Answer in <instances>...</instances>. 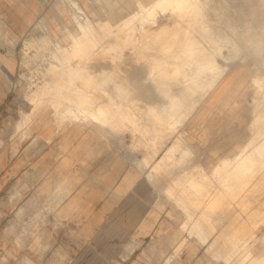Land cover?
<instances>
[{"label":"rangeland","instance_id":"374dc122","mask_svg":"<svg viewBox=\"0 0 264 264\" xmlns=\"http://www.w3.org/2000/svg\"><path fill=\"white\" fill-rule=\"evenodd\" d=\"M235 2L217 12L212 0H0V264H264V29L248 14L255 0ZM170 18L184 27L166 29ZM116 70L175 85L186 101L175 126L163 94L124 90ZM68 128L99 140L134 182L95 189L88 163L55 183L48 157L65 154ZM69 180L86 181L80 203H108L99 230L82 206L60 210ZM235 219L245 229L231 242Z\"/></svg>","mask_w":264,"mask_h":264},{"label":"crops","instance_id":"0c3cea01","mask_svg":"<svg viewBox=\"0 0 264 264\" xmlns=\"http://www.w3.org/2000/svg\"><path fill=\"white\" fill-rule=\"evenodd\" d=\"M76 135L77 131H75V129L68 128L62 139L58 141L60 142V145H62L65 149V154L60 157H55L52 153L49 154V166L51 168L55 167V169L50 170L53 177H56L55 183L67 176L72 178L71 174L74 173L73 169L75 166H84L88 165V163H91L90 165L94 168L92 170L94 171V173H92V180L94 183H98V185L94 186L95 189H104L105 187L109 188L110 183H116V185H118V181H121V179L122 181L120 183L121 188L123 189L124 182L122 177L124 168L121 161L115 158H106V151L101 144H98L99 140L94 138V136L82 134L83 136H80V138H76L79 140H75ZM45 162L46 161H44L43 164L44 166ZM84 182L86 181H81V186ZM73 184L74 181L72 180L66 182L67 191L70 193L72 190V192L66 199L63 200L64 202L60 204V210L63 211V214H68L70 216L74 214L76 210H78L77 208H80L82 206V209H80L79 212L82 211L85 212V214H91L90 220H88L87 222V226L99 230L101 228L103 217L107 213L106 207L108 203L105 199L101 198H97L95 200V203H91L90 205H84L83 203H80V198L79 195H76V190L80 189L81 186L78 184ZM46 188L53 189L54 186L49 185V187ZM83 188H86V186H82V189ZM86 205H89L88 208L85 207ZM71 217H74V215Z\"/></svg>","mask_w":264,"mask_h":264},{"label":"bare ground","instance_id":"6f19581e","mask_svg":"<svg viewBox=\"0 0 264 264\" xmlns=\"http://www.w3.org/2000/svg\"><path fill=\"white\" fill-rule=\"evenodd\" d=\"M106 1H109V0H106ZM236 1H238V0H236ZM233 4H236L235 0H212L211 9L213 11H217L218 12L219 8H220V5H222L226 10H228V9L232 8L231 6H233ZM249 8L250 9L248 10L249 11L248 14H250L254 18V24L257 25V24H260L262 22L263 23V29H264V0H255V4L250 6ZM238 10H239V16H237V19L240 18V16L243 15V13H245V12H243L244 9H238ZM230 20H231V22L234 21V19H231V18H230ZM174 24H178L177 19L170 18L168 20V22H167L166 29H169V28H171V29H176V28L177 29H182L184 27V25H177L174 28L173 27ZM0 25H1V23H0ZM188 28H190L192 31L196 30V27L194 25L193 26H189ZM201 32H206V31L202 30ZM209 32H206V34L208 35ZM120 34H121V36H124L125 35L124 30L121 29L120 30ZM229 38H230V41L232 42V44L235 45L236 41L234 40L233 36L230 35ZM176 39H177V34H176L175 31H173L172 32V36H171V41L174 42ZM197 44H198V46H200L202 48V54H201L202 57L207 58L208 61H213V62L215 61V64H218V62L220 60L217 59V57H214V55L211 56V57H207L206 56V53H210L209 52L210 48L207 49V51H206V45H208L207 43L202 44L201 41L198 39V43ZM208 47H209V45H208ZM224 48H226V47H224ZM112 49H114L113 46H112ZM164 50L159 53L157 60H160L159 58H161L162 54L167 51V49L165 51ZM203 54H204V56H203ZM228 66H229V63L226 64L225 68L228 69L229 68ZM80 68H81V66L72 64V65H70V68H69L70 70L69 71L70 72H76L75 75H73V76H76V77H79V78L81 77L80 81L88 82L89 81L88 79L82 77V75L80 73H77V72H80ZM117 71L118 70H116V72L113 71V73L110 75V77L113 78L114 80H116L121 85V88H123L124 90H126L128 92L133 91L136 95H139V96H142V97H144L145 95L148 94V96H152V97H156L157 98L159 96H162V94H163V97H164L163 106H164L165 113L168 115L167 116L168 119H169L168 123L170 125H172V126H175V123L172 122V120H171L172 119V114H173L172 111L175 110V109L177 110L178 107L183 106L185 104V102H186L185 100L180 98V95L178 93V88L175 87V85H169L166 88H162L161 85L149 88L147 86V82L148 81H147L146 77L139 76V77L135 78V77H132V75H131L132 71L130 73L128 72L127 75L126 74L124 75L122 73H119L120 71L119 72H117ZM133 71L139 72L140 71V66L139 65L135 66ZM242 84L243 83L240 82V86H242ZM183 89L186 90L187 88H183ZM201 95L202 94H201L200 91L197 92V93L196 92L192 93L193 99H195V98L199 99L201 97ZM125 101H126V99H125ZM34 104H35V108H34L35 112L33 114L32 121L34 120L36 115L41 111V108H43V105L45 103L40 101V102L34 103ZM180 112H182V111L180 110ZM180 112H178V113H180ZM67 114H69V113H67ZM28 115H30V114H28ZM62 115H61V117H62ZM28 117H30V116H28ZM94 117H96V116H94ZM93 121H95V118H91L90 116H87L85 118L84 123L89 125ZM61 123L62 122H60V124ZM218 146L220 147V146H222V144H218L215 147V150H214L215 153H218V151H217V150H219ZM130 159H131V157H130ZM132 160H135V162L137 164V167L139 168L140 172H144L143 171V169H144L143 161H141L140 158H138V159L132 158ZM137 175H138L137 173L136 174H134V173L127 174L125 176V179H124L125 184L130 185L132 182H134V180L137 177ZM143 182H144V180L142 182L138 183V185H137L138 189L141 190V191H143V189H144ZM198 183H200V182H198ZM198 183L194 182L193 186L197 187L196 185H198ZM148 197H150L149 194H148ZM182 201L185 202L186 198H182ZM217 202L219 203L220 200H217ZM185 205H186V203H185ZM244 229H245V224L243 222H241L240 220L237 221L235 219L229 224V228H228L227 233L225 234V237L228 238L229 241L234 242L235 240H233V238H236V237L240 236V233Z\"/></svg>","mask_w":264,"mask_h":264}]
</instances>
